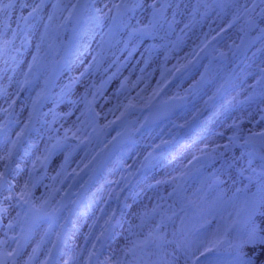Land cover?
Listing matches in <instances>:
<instances>
[{
    "label": "bare ground",
    "instance_id": "obj_1",
    "mask_svg": "<svg viewBox=\"0 0 264 264\" xmlns=\"http://www.w3.org/2000/svg\"><path fill=\"white\" fill-rule=\"evenodd\" d=\"M113 4L115 0H94L90 24L71 44L72 52L57 65L52 64L54 70L48 78L46 69L32 77L29 72L42 63L54 41L49 34L55 19L53 4L39 5L38 0L0 4V13L4 10V15L0 14V38L9 35L6 46L10 49L6 63H0V123L8 126L0 139V173L7 180L0 187V245L13 241L11 233L5 236V232L21 210L15 205V196L26 181L30 183L37 163L33 158L42 144L54 141L63 131L88 141L82 149L66 146L54 152L46 172L47 177L52 171L53 179L67 163H71V169L84 167L92 153L114 137V124L125 112L134 111L138 114L133 123L135 145L124 151L123 160L117 156L89 189V202L78 206V217L58 244L56 264H103L104 259L107 264H118L121 252L130 249L137 239L152 240L140 264H192L194 260L196 264H234L230 244L241 226L244 210L264 194L263 160L246 146L248 137L261 143L264 139L259 135L264 133V83L256 76H246L252 65L264 61V32L260 31L264 25L254 27L258 42L247 54L223 52L220 44L231 47L246 36L244 22L250 17L243 6L251 9L253 0H229L223 7L216 0H172L170 6L161 0H129V13L122 24L127 33H117L106 47L110 32L102 24L101 12L105 14ZM153 4L163 9L170 27L169 23L162 28L156 25L159 17L154 19ZM22 12L32 17L23 29L20 27L15 39L17 23L12 19ZM209 48L216 52L214 60L203 59ZM45 59L51 64V56ZM257 68L262 69L261 65ZM174 72L179 79L170 86ZM112 74L117 84H126L120 101L125 100L127 105L115 109L113 104L110 110L98 113L90 104L98 97L97 102H102L101 90ZM236 75L243 78L236 80ZM26 80L30 84L20 97L16 118L2 114ZM174 89L189 98V107L179 120L194 132L184 145L170 143L168 137L179 121L147 132L138 126L144 107ZM109 92L118 89L111 85ZM90 94L98 97L90 98L89 105L83 107ZM43 99L45 103L39 108ZM206 107L214 108L211 117L196 120ZM34 115L38 116V126L46 125V131L38 128L27 145L18 150L17 139L27 119ZM150 149L156 153L154 165L137 172L135 158L140 161ZM101 182L102 190L97 188ZM173 183H181L180 192H172ZM109 190L115 192L111 200L106 197ZM57 218L54 230L36 229L38 235L27 243L25 251L42 238L48 241L57 231L65 230L66 217ZM159 220L162 226L157 228ZM108 224L115 227V232L109 245L103 246L99 236ZM196 227L201 229L195 231ZM220 239L226 241L230 252L207 254L206 247H213ZM46 247L48 244L43 251Z\"/></svg>",
    "mask_w": 264,
    "mask_h": 264
},
{
    "label": "rangeland",
    "instance_id": "obj_2",
    "mask_svg": "<svg viewBox=\"0 0 264 264\" xmlns=\"http://www.w3.org/2000/svg\"><path fill=\"white\" fill-rule=\"evenodd\" d=\"M9 0H0V4L8 2ZM78 0H65V4L63 6L59 5V0H38L39 5L40 2H50L53 4V9L51 10V13L55 16L54 21H51V27H50V36H54V41L52 44H49L48 46V52L45 56V58H48L51 56L52 62L51 64L44 58L42 60V63L38 66H35L33 69L30 70L29 72V77H32L33 74H38V72L41 71V69H46L48 70L47 73V78L48 76L52 75V71L54 70L53 65H57L58 61L61 59L63 60L65 56L69 54V52H72L71 49V44L80 37V34L84 31V27L86 25H89L92 17H91V12H93V7H94V0H87V6H86V12L82 18V21L79 24H75L73 22V10L76 5ZM217 5L223 7L229 0H216ZM14 2H18V0H14ZM128 3L129 0H115V4L110 6L106 13L103 14L101 12L102 16V24L103 26L109 30V39L106 44V47H109L110 40L117 34H126L127 29L126 27H122L124 18L126 15L129 13L128 9ZM161 3H166L168 6L172 4V0H161ZM114 5H122V7L117 10ZM255 5H256V12H258L259 9H264V0H255ZM2 16L4 15V10L0 13ZM255 15V13H253ZM32 15L30 13H23L19 15L18 18H13L12 23L16 21L17 23V29H16V36L15 39L18 37V31L21 27H23L27 24V22L31 19ZM246 16L244 15L243 18ZM244 24L247 27V32L246 36L241 39L239 38L236 40L232 46H225L226 44L222 43L220 44L221 50L223 52H226L227 50L233 52L235 55H241V54H247L249 53L252 48L257 44L256 37L257 31L254 27L250 25L249 22H244ZM9 32V31H8ZM9 35L7 34L6 36L3 35L2 38H0V63L3 62V65L6 63L7 57L9 56V47L6 46L7 43V37ZM60 38H63L61 41ZM107 49V48H106ZM74 52V51H73ZM203 59H208L211 57V59L214 60L216 57V52L213 48H209L207 52L203 55ZM218 59H220V56H217ZM258 65H261L262 69H256ZM4 71V70H3ZM247 77L249 76H256L262 80L261 82L264 83V61L263 62H258L255 65H252L251 71L249 74L246 75ZM236 80H239L243 78L242 75H236L235 76ZM179 79V74L176 72L173 73L170 82L168 85L172 86L178 82ZM118 80L114 78V75H110V77L106 80V88H103L101 90L100 97L102 98V102H97L98 100V95H89V98H85L83 101L82 106L86 107L89 105L90 98L91 99H97L95 101H92L90 104V107L98 112L101 113L102 111L106 109H111L114 107L113 104H115V109H121L124 106L127 105V102L123 100V102L120 101V99L123 98V92L127 89L126 84L122 83L119 81L117 84ZM30 81L26 80L23 82L22 88L20 91L17 93L16 99L10 105L8 108H5L2 111V114H7L10 118H16V109L18 103L21 101L20 97H22L24 91L29 87ZM235 84V83H233ZM111 85H114L115 89H118V92L116 93H110L109 88ZM259 86H262L259 84ZM222 90V89H221ZM220 90V91H221ZM219 91V92H220ZM222 92V91H221ZM225 93V91L222 92V94ZM221 95V93H219ZM96 96V97H95ZM224 96L221 97L220 100H223ZM185 99V108L179 111H176L175 113L171 114L169 118L165 122H154L151 125L147 123V121L150 118V108L155 105V104H160L163 102H168L171 99ZM188 96L182 94L179 89H174L172 92L167 93L163 97H159L158 100L151 101L148 103L145 107L142 113H140L139 118H138V126L139 129L145 130L146 132L153 129V128H160L162 129L163 127L168 128L171 126L176 125L175 123L179 121L178 126H174L171 130L170 133L168 134V137H170L169 140L170 143L176 144H185L186 141H191V133L194 131L191 130V127H189L187 124H181L179 117L180 114L185 113L187 108L189 107V102H188ZM45 103V100L43 99L41 101V104L38 105L39 108L43 107V104ZM131 108V107H130ZM129 108V109H130ZM214 108L213 107H206L202 109L195 117L196 120L200 119H205V118H210L211 114L214 113ZM138 114L134 111H130L129 113L125 112L124 116L121 117L118 122H116L113 126V130L116 131V134L114 137L110 140L112 141L119 133L125 132L130 134V140L129 142L122 148L121 154L119 155L122 156V160L124 159L123 153L125 150L132 148L135 144V129H133V123H134V117H136ZM163 115H158L157 118L162 117ZM32 119H35L36 125L34 128V132L27 138V140H23V136L27 129L29 128L30 122ZM20 123L24 122V119H19ZM44 123V121H43ZM132 124V126H130ZM38 126V116H30L27 121L25 126L23 127L17 142L15 144V147H17L18 150H22L24 145L26 146L27 143L30 141V138L38 131V128H43L44 131H46V125H40ZM70 123L67 125L69 128ZM50 128V127H49ZM101 130V129H100ZM99 130V133H101ZM8 132V126L6 123H0V139H3L6 133ZM98 133V134H99ZM186 133L185 138L182 141H179V137L181 134ZM96 135V133L94 134ZM72 139L74 143H69L67 142L68 139ZM249 138V137H248ZM247 138V143L246 146L248 150L251 152L253 156H256V154H260L262 160H263V166H264V139L263 143H261L259 140L255 138ZM54 141H49L47 144H42L41 148L39 151L36 152V159L37 163L35 164V167L32 170V175H31V180L29 183L30 189H31V194L30 197L27 199V203L24 201H21L18 199V194L15 196V199L17 202H15V205L20 207L19 213L15 216L14 219L11 220L10 226L6 228V235L8 236L10 233L13 236V241L5 246L0 245V261H3L4 264H9L10 262H14L15 264H24L25 262L27 264H56L55 260L57 259V247L59 246L58 244L64 239L65 235L70 230L71 223L78 217L77 215V210L78 205L76 203V197L78 195V192L81 188L82 183L86 179L87 175H89L94 167L96 166L97 162L100 160L102 152L105 150L106 144H102V148L99 149L96 152H93L92 155L90 156L89 159L86 160L84 167L83 166H74V168L71 169V163H67L63 169L58 173L53 179H50L52 175V171H48V176L43 179L41 182L36 183L34 181V173L36 169L41 166L45 165L48 166L50 163V159L54 152L56 151H62L63 148L66 146L69 147H78V148H84L88 145V141L85 140L84 138H78L75 135L71 134L70 132H65L63 131L61 134L58 132L57 136ZM182 142V143H180ZM261 144V145H260ZM182 145V146H183ZM154 149L148 150V152L140 159V161L137 160L138 156L135 158L134 164L136 165V170L139 173H142L146 169L152 168L155 162V157L156 153L154 152ZM150 156L151 157V162L148 166L144 167L141 169L142 164L144 162V159L146 157ZM100 188V190L103 189V184L102 182L97 185V188ZM182 185L181 183H173L172 184V192L173 193H178L181 191ZM1 189V188H0ZM90 195L92 193H89ZM114 191L109 190L107 192V197L109 200L114 196ZM33 195V197H32ZM91 196H88L87 200L85 203L89 202V199ZM72 208L70 209V207ZM29 208V209H28ZM58 215H63L66 217L65 221V230L61 231L58 234V231L56 234H54L50 240L47 241L46 238H42L39 243L31 248L29 252L25 251L27 247V243L37 234L38 231L36 229L40 226L43 229V232H50L54 230L58 223ZM74 216V217H73ZM112 224H108L105 226L103 232L100 235L99 242L103 246H108L109 242L111 239L106 241L103 239V235L105 231H107L110 227L112 228V233L114 234L115 232V227ZM161 222L160 220L158 221L156 227H160ZM201 228L196 227L195 231H199ZM1 233V231H0ZM49 242V243H48ZM224 243L221 251L219 253H213V249L217 248L218 244ZM48 244V247L43 251V248L45 245ZM152 245V240L150 239H137L135 240L130 249L125 250L123 253L121 252L120 254V259L118 261V264H125L123 261V258L126 253H131L132 257L134 258V248L136 246H141V251L138 255L139 258V263L142 258V255L146 252V249H150ZM210 250H208L209 255L212 256H218L220 255L223 251L225 253H229L230 250L229 248H226V241L223 239L218 240V242L213 246V247H208ZM207 255V254H206ZM205 255V256H206ZM103 264H107L104 261H102ZM93 263V262H92ZM101 263V262H100ZM196 264V260H194V263Z\"/></svg>",
    "mask_w": 264,
    "mask_h": 264
},
{
    "label": "snow or ice",
    "instance_id": "obj_3",
    "mask_svg": "<svg viewBox=\"0 0 264 264\" xmlns=\"http://www.w3.org/2000/svg\"><path fill=\"white\" fill-rule=\"evenodd\" d=\"M114 7L119 10L122 5H114ZM152 7L155 9L153 13L154 19L159 17V19H155L157 26L162 28L164 24L169 23L167 18L163 16L162 8L156 9L155 4ZM35 11L36 8L33 9V12ZM243 12L249 15L250 19L248 22L253 27L264 25V9L256 12L255 0H253V7L251 9L243 6ZM260 31L264 32V28H260ZM252 135L257 134L253 133ZM259 135L264 136V133H260ZM10 155L11 150H9ZM5 183H7L6 177L3 173H0V187ZM30 194L31 189L29 183L26 181L18 193V199L27 203ZM237 215L239 216L240 213H237ZM230 246L235 253L234 264H264V194L260 196L259 201L253 200L246 206L241 226L236 229V236ZM207 250L210 249L206 247ZM0 264H4V262L0 261Z\"/></svg>",
    "mask_w": 264,
    "mask_h": 264
},
{
    "label": "water",
    "instance_id": "obj_4",
    "mask_svg": "<svg viewBox=\"0 0 264 264\" xmlns=\"http://www.w3.org/2000/svg\"><path fill=\"white\" fill-rule=\"evenodd\" d=\"M60 4L61 5L63 4V0H60ZM85 7H86V0H80L79 3H78V5H77L76 11H75V14H76L75 22L76 23H79L81 21V18L83 16L84 12H85ZM175 102H178V101H173L172 100L170 103H165V104H161V105L154 106L152 108L153 115H155L156 113L165 112L166 115L164 116V118L162 119V121L163 120H166L172 113H174L175 111H177L179 109H182L184 107V100L179 101L180 102L179 105L173 106V104ZM34 126H35V121L33 120L32 123H31V125H30V127H29V129H28V131H27V133L24 136V139H26L31 134V132L34 129ZM129 136H130L129 134H126V135L121 134L120 136H118L112 142V144H110L108 146L107 150L104 153L103 160L98 164L97 169L94 171V173L91 176L90 180L84 186L83 191H82V194L80 196V200H79L80 202H82L83 201V198L85 197L87 187L90 185V183L92 181H96L99 178V176L101 175V173L103 172V170L105 169V167L108 164H110L112 160H114V158L118 155L119 150L122 147V145H124L125 143H127L129 141ZM184 136H185V134H183L180 137V139H182ZM149 160L150 159H147L146 163L149 162ZM44 169L45 168L42 166L40 168V170H38V174H37V179L38 180L43 177V175H44Z\"/></svg>",
    "mask_w": 264,
    "mask_h": 264
}]
</instances>
